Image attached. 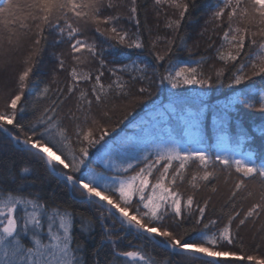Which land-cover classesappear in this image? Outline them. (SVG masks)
<instances>
[{
    "label": "snow or ice",
    "instance_id": "snow-or-ice-1",
    "mask_svg": "<svg viewBox=\"0 0 264 264\" xmlns=\"http://www.w3.org/2000/svg\"><path fill=\"white\" fill-rule=\"evenodd\" d=\"M201 7L211 9L205 20L210 27L198 33H208L210 56L193 55L199 40L189 44L185 30ZM153 9L157 28L163 18L171 35L152 36L141 19V0H0V68L31 39L15 94L0 103V133L40 161L69 193L102 209L91 215L58 200L55 192L30 191L28 166L17 170L0 163V264H171L158 260L149 246L205 264H264V257L231 250L240 239L233 225L238 233L264 217V159L249 146L253 136L247 130L234 143L225 130L229 114L241 106L264 114V0H153ZM50 33L54 43L68 44L66 54H54L55 72L68 73L63 86L55 74L49 81L35 78ZM125 49L151 59L137 54L122 63L116 53ZM181 51L188 59H181ZM153 84L233 90L217 120L222 143L192 136L189 129L202 123V113L185 114L176 102L156 106L157 122L136 125L134 137L117 132L125 121L132 123L129 117L152 96ZM26 92L31 100L22 102ZM118 110L123 114L113 121ZM174 120L185 122L183 132L171 127ZM252 132L264 138V123ZM225 172L237 178L221 215L209 219L207 210L220 191L216 182ZM251 181L258 183L250 187ZM185 184L190 190H182ZM97 226L100 240L89 253L77 232L93 238Z\"/></svg>",
    "mask_w": 264,
    "mask_h": 264
},
{
    "label": "trees",
    "instance_id": "trees-1",
    "mask_svg": "<svg viewBox=\"0 0 264 264\" xmlns=\"http://www.w3.org/2000/svg\"><path fill=\"white\" fill-rule=\"evenodd\" d=\"M202 4H212L213 0H201ZM210 8L205 9L201 7L199 10L193 14V22L185 26V30L189 34V44H192L194 41L199 40V47L195 48L193 51L194 56H210L212 55V50L207 48V35L205 33L203 37L198 36V33L204 27H210L205 25V20L208 17ZM141 19L146 20V23L152 29V36L155 37L157 34L160 35H171L164 28L163 18L159 21V28H157V21L155 19L154 9H153V0H141ZM125 26L131 31L135 32L136 29L132 23H126ZM90 35H95V33H90ZM145 43L148 42V33H144ZM56 36L54 33L48 34V46L44 50L43 56L38 64L37 68L34 70L35 78H38L42 81L51 80L53 74L58 76L60 86H63L64 82L68 80L67 71L55 72L56 69V57L54 54L64 52L65 54L68 51V44L65 42L63 44L54 43ZM217 43L219 40L217 39ZM29 46H24L18 52H13L10 54L9 63L0 68V103H3L7 99L8 94H15L16 91V78L17 71L21 64L24 56L27 54ZM159 50V48H158ZM120 57V62L127 63L130 59H134L137 54L145 55L146 59H151L147 57L145 53H140L139 50H123V55L120 52L116 53ZM181 59H188V53L181 51L179 53ZM95 67V65H91ZM209 71V69H205ZM151 74V73H149ZM227 75V73H226ZM108 74H105V82L108 80ZM54 87L56 85H53ZM242 86H233L234 90H239ZM135 93V88H133ZM172 93H176L175 96ZM233 94V90H230L226 85H214L211 89L207 87H201L200 85H185L179 89H172L170 86L163 87V89L157 87L155 84L152 86V96L147 97L141 104L137 105L134 109L132 116L129 117L132 120V123L129 124L125 121L123 124L117 128V132H120L121 129H124L122 135L126 134L129 137H134L139 129L135 127L136 125H141L144 128L147 126L150 127V123L146 120H139L140 117L144 116L148 108L153 106L155 103L167 99V103L176 102L180 105L182 111L187 114L189 111L192 113H202L201 121L199 124L201 127V132L205 136L206 141L212 145L215 139L220 138L219 125L217 120L224 115V104ZM31 97L26 92L23 101H30ZM118 103L120 101H117ZM70 103V102H69ZM65 106V111L67 110ZM121 111H116L113 113V121L119 120L122 116ZM30 113L24 115L23 120L30 118ZM231 124L226 126V131L231 137L232 142L234 143L237 137L239 136L241 129L247 130L250 135L253 136L252 141L250 142V147L255 149L257 152V157L259 159H264V138L256 135L252 132L254 126L264 123V114L259 112L250 111L244 107H240L238 112H231ZM20 117L18 116V120ZM171 127L176 128L177 131L183 132L186 128L185 122L183 120H174ZM0 163L5 165L14 166L17 170L24 166H28L31 171V175L28 177L29 181L32 182L30 191L43 193L45 195L55 192L58 200L65 201L72 205L77 210L86 211L91 215H95L97 211H102V209H97L95 206H90L84 203L79 199L78 194L73 195L69 193L63 183L58 182L57 178L54 175H49L43 164L38 161L36 158L32 157L31 154L27 151L17 148L11 139L4 133H0ZM95 166V165H94ZM237 176L235 172H232L231 178L227 177V173H223L220 176L218 182L219 193L213 199L212 205H215L213 208L212 205L209 206L207 210V218L215 219L221 215L220 207L227 196L229 195V189L231 188L233 182L236 180ZM258 181L249 182L250 187L257 184ZM182 190H190L185 184L182 186ZM207 192H201L198 194L197 199H200L203 196H206ZM252 201H245L244 206L247 207ZM206 222V221H205ZM190 224V221H189ZM264 225V217L257 220L255 223L252 221L247 222L242 226L238 233L235 229V224L233 225L234 235H239L240 239L235 240L231 248L232 251H236L240 255H253L256 257H264V231H261V226ZM117 227L119 225L117 224ZM77 236L80 240L84 241L87 244L88 251L91 253L92 249L95 248L98 241L100 240L101 231L99 226H97L96 231L92 234L93 238H89L79 232ZM128 240H132L133 243H138L139 241L133 240L132 235L128 236ZM241 245L243 247L241 248ZM122 247L127 249V241L123 242ZM149 250L152 251V254L160 261H171V264H205L203 259L201 260H191L187 256H178L170 252L168 249L159 247V246H149ZM236 264H255V262L248 261H238Z\"/></svg>",
    "mask_w": 264,
    "mask_h": 264
},
{
    "label": "rangeland",
    "instance_id": "rangeland-1",
    "mask_svg": "<svg viewBox=\"0 0 264 264\" xmlns=\"http://www.w3.org/2000/svg\"><path fill=\"white\" fill-rule=\"evenodd\" d=\"M31 44V39L27 40L26 43H25V46L26 45H30ZM24 49V48H23ZM17 71V75L18 73L23 69L24 65H20ZM167 99H163L162 101H159L158 103H155L153 106H151L150 108L147 109V111L145 112L144 116L140 117L139 120L141 121H148V122H151L150 123V127L157 122L158 120V114L157 112L155 111V108L156 106H160V105H167ZM149 126H147L146 128H150ZM185 130V129H184ZM183 130V131H184ZM189 133L192 135V136H199V137H203V139H205V136L202 134L201 132V127L199 125L195 126V127H192L189 129ZM206 140V139H205ZM217 143H222L221 139L218 138V139H215L212 143V145H216Z\"/></svg>",
    "mask_w": 264,
    "mask_h": 264
},
{
    "label": "water",
    "instance_id": "water-1",
    "mask_svg": "<svg viewBox=\"0 0 264 264\" xmlns=\"http://www.w3.org/2000/svg\"><path fill=\"white\" fill-rule=\"evenodd\" d=\"M14 143V142H13ZM15 144V146H17L18 148H21L22 149V146H18L16 143H14Z\"/></svg>",
    "mask_w": 264,
    "mask_h": 264
}]
</instances>
